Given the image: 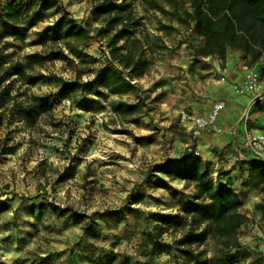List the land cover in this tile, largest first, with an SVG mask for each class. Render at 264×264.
I'll return each instance as SVG.
<instances>
[{
  "label": "rangeland",
  "instance_id": "1",
  "mask_svg": "<svg viewBox=\"0 0 264 264\" xmlns=\"http://www.w3.org/2000/svg\"><path fill=\"white\" fill-rule=\"evenodd\" d=\"M47 1L49 8L23 41L5 37L0 42L8 62H29L33 54L58 49L67 54L34 64L29 70L36 78L32 85L15 76L5 82L13 95L21 93L19 99L43 96L48 107L29 126L16 117L7 121L0 103V264H172L171 254L151 257L146 233L158 217L178 213L196 195L192 185L171 180L159 169L168 160L197 158L186 153L189 137L178 113L197 95L195 64L203 58H194L193 47L202 39L170 14L167 2L158 0L164 10H157L147 0L134 1L141 24L134 34L140 44L133 49L147 59L145 72L131 78L132 88L124 94L105 89L98 96L88 89L62 93L61 80L79 75L85 83L104 65L121 68L110 63L108 35L92 37L76 58L66 41L45 34L63 9L74 22H89L94 34L100 22L91 18L93 0ZM4 3L0 0V6ZM117 101H139L142 108L124 115L112 109ZM208 163L213 180L226 185L230 171ZM161 181L167 186H157ZM257 204L239 230L249 255L226 264H264V219ZM51 205L64 212H53ZM73 213L87 216L77 221ZM88 217L97 238L83 233ZM215 250L208 245L207 255Z\"/></svg>",
  "mask_w": 264,
  "mask_h": 264
},
{
  "label": "trees",
  "instance_id": "2",
  "mask_svg": "<svg viewBox=\"0 0 264 264\" xmlns=\"http://www.w3.org/2000/svg\"><path fill=\"white\" fill-rule=\"evenodd\" d=\"M93 1L91 18L100 22L94 34L89 22H74L64 9L52 24L45 27V34L54 41H66L69 54L76 58L83 55V47L92 37L108 35L106 45L110 63H116L121 69L113 64L104 65L97 70L93 80L85 83L79 75L61 80L60 90L62 93H75L88 89L98 96L105 89L111 94H124L132 88L131 78L141 77L148 63L133 49L140 44V39L134 35L141 24V18L133 11V2L137 0ZM163 1L171 5L170 14L177 16L179 23L202 39L198 46L193 47L195 59L216 56L224 61L227 51L233 50L239 52V59L245 66L253 67L264 57V0ZM147 3L151 9L164 10L158 0H147ZM48 8L47 0H5L0 6V42L5 37L23 41ZM120 41L124 43L119 44ZM66 56L58 49L48 55L33 54L29 56V62H8L0 47V103L6 107L7 121L16 117L32 126L46 112L48 104L43 96L29 95L19 99L21 93L13 95L6 80L15 76L17 81L32 85L36 78L29 70L34 64L41 66L47 60ZM125 72L130 75L129 79ZM111 107L118 113L132 115L139 113L142 105L139 101H117ZM245 164L248 181L260 189L262 197L255 209L264 219V161L250 158ZM159 170L171 180H182L192 185L196 195L178 213L158 217L155 225L147 229L151 257H159L165 252L171 254L172 264H226L236 258H247L249 249L239 239V230L247 221L246 215L240 211L242 201L227 184L222 185L217 179L214 185L209 163L199 157L180 163L168 160ZM157 186L164 188L167 183L161 181ZM51 210L60 214L64 212L54 205H51ZM72 216L82 221L87 215L73 213ZM92 223V218L88 217L83 233L97 238L99 233ZM210 244L216 247L211 257L207 255Z\"/></svg>",
  "mask_w": 264,
  "mask_h": 264
},
{
  "label": "crops",
  "instance_id": "3",
  "mask_svg": "<svg viewBox=\"0 0 264 264\" xmlns=\"http://www.w3.org/2000/svg\"><path fill=\"white\" fill-rule=\"evenodd\" d=\"M253 67L264 79V57ZM195 68L200 76L196 89H193L197 95L186 110L194 115H204L214 101H225V108L218 118L222 132H204L197 139L200 157L204 162H211L215 169L230 171L226 175V184L238 193L242 201L240 211L248 216L253 212L254 205L260 202L262 195L260 189L248 181L245 159L241 157V117L252 98L250 95L238 94L232 85L242 81L245 65L239 59V52L228 50L224 61L207 57L196 63ZM248 125L254 132L264 130V100L251 107ZM183 131L188 135L185 129Z\"/></svg>",
  "mask_w": 264,
  "mask_h": 264
},
{
  "label": "built area",
  "instance_id": "4",
  "mask_svg": "<svg viewBox=\"0 0 264 264\" xmlns=\"http://www.w3.org/2000/svg\"><path fill=\"white\" fill-rule=\"evenodd\" d=\"M233 89L240 95H250L251 101L241 117L242 127V150L241 154L245 161L247 159H257L264 161V130L254 132L248 125L250 109L253 105L264 100V79L254 67L245 66V73L240 83L232 85ZM225 108L224 100H216L208 113L204 115H194L186 109H181L178 113L180 125L188 133V141L185 150L191 157H199L200 152L197 148L198 137L206 133L219 134L222 132L218 124L221 111ZM217 184L214 178V185Z\"/></svg>",
  "mask_w": 264,
  "mask_h": 264
}]
</instances>
